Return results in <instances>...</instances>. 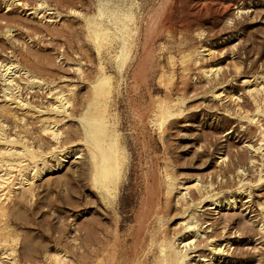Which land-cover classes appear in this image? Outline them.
I'll list each match as a JSON object with an SVG mask.
<instances>
[{
    "label": "rangeland",
    "instance_id": "obj_1",
    "mask_svg": "<svg viewBox=\"0 0 264 264\" xmlns=\"http://www.w3.org/2000/svg\"><path fill=\"white\" fill-rule=\"evenodd\" d=\"M0 264H264V0H0Z\"/></svg>",
    "mask_w": 264,
    "mask_h": 264
},
{
    "label": "bare ground",
    "instance_id": "obj_2",
    "mask_svg": "<svg viewBox=\"0 0 264 264\" xmlns=\"http://www.w3.org/2000/svg\"><path fill=\"white\" fill-rule=\"evenodd\" d=\"M184 247V246H183Z\"/></svg>",
    "mask_w": 264,
    "mask_h": 264
}]
</instances>
